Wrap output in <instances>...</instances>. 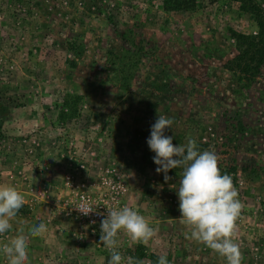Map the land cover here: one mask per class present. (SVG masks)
I'll use <instances>...</instances> for the list:
<instances>
[{
	"label": "rangeland",
	"instance_id": "374dc122",
	"mask_svg": "<svg viewBox=\"0 0 264 264\" xmlns=\"http://www.w3.org/2000/svg\"><path fill=\"white\" fill-rule=\"evenodd\" d=\"M162 1L0 0V102L10 110L0 121V185L25 198L0 244L45 223L46 234L29 237L30 264L111 259L66 210L65 175L144 216L157 235L139 244L169 264H225L188 238L182 171L167 182L156 172L147 140L159 116L174 121L165 132L174 144L191 138L218 155L244 205L234 237L242 264H264V60L250 81L224 68L229 31L255 24L232 0H195L187 11H164ZM119 244L127 258L138 243L122 231Z\"/></svg>",
	"mask_w": 264,
	"mask_h": 264
},
{
	"label": "clouds",
	"instance_id": "9594fccd",
	"mask_svg": "<svg viewBox=\"0 0 264 264\" xmlns=\"http://www.w3.org/2000/svg\"><path fill=\"white\" fill-rule=\"evenodd\" d=\"M173 123L171 118L159 116L151 127L147 144L155 153L156 172L164 173L165 182L171 179L168 176L171 169H182L177 194L181 222L191 230L188 238L205 244L226 258L227 264H242L243 254L234 237L244 205L233 178L222 174L218 155L214 151H200L194 139L189 138L184 145L174 144L173 137L165 134ZM24 205V196L14 186L0 185V235L12 229L11 221ZM75 209L85 216L95 211L86 202ZM100 228V241L111 255L109 264H144L131 256L125 258L119 251L122 231L131 241L143 244L157 235L148 220L129 206L108 209ZM47 231L45 223L32 226L27 235L21 229L15 238L0 244V253L8 264H30L29 237H41ZM157 264H169L166 255L159 256Z\"/></svg>",
	"mask_w": 264,
	"mask_h": 264
},
{
	"label": "trees",
	"instance_id": "16d2710c",
	"mask_svg": "<svg viewBox=\"0 0 264 264\" xmlns=\"http://www.w3.org/2000/svg\"><path fill=\"white\" fill-rule=\"evenodd\" d=\"M237 3V12L252 17L255 32L249 34L229 31L233 41V55L224 67L228 72L250 81L255 78L264 60V8L258 0H232ZM195 0H163L164 11H187L194 7ZM77 99V96H68ZM65 106H71L66 104ZM10 114L9 108L0 102V121ZM73 115V114H71ZM182 171L181 168L173 169ZM134 259L144 261V264H157L158 256L149 252L142 244H137L131 255Z\"/></svg>",
	"mask_w": 264,
	"mask_h": 264
},
{
	"label": "built area",
	"instance_id": "2783aa9c",
	"mask_svg": "<svg viewBox=\"0 0 264 264\" xmlns=\"http://www.w3.org/2000/svg\"><path fill=\"white\" fill-rule=\"evenodd\" d=\"M80 168H83V166L80 165ZM71 179L68 175L63 177V185L67 188L68 194L61 200L69 214L73 216L78 224H82L85 227L86 232L90 236L100 238L101 221L106 218L108 209H118L119 206L113 200V197L107 198L106 196L89 194L86 192L83 182L73 183ZM82 202L94 206L95 211L87 216L81 214L75 208ZM256 250L257 248H252V251ZM256 255L258 256V254Z\"/></svg>",
	"mask_w": 264,
	"mask_h": 264
},
{
	"label": "crops",
	"instance_id": "0c3cea01",
	"mask_svg": "<svg viewBox=\"0 0 264 264\" xmlns=\"http://www.w3.org/2000/svg\"><path fill=\"white\" fill-rule=\"evenodd\" d=\"M258 1L260 2L261 0H258ZM260 3H261V2H260ZM48 136H50V135H48ZM3 243H4V241H3ZM3 243H2V241H1V244H3ZM223 260H224L223 262L226 264V263H227L226 258L223 259ZM258 264H259V263H258Z\"/></svg>",
	"mask_w": 264,
	"mask_h": 264
}]
</instances>
